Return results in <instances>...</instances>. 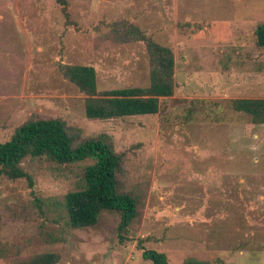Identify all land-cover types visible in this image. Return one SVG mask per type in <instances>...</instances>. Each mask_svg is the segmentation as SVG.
I'll use <instances>...</instances> for the list:
<instances>
[{"label":"rangeland","instance_id":"obj_1","mask_svg":"<svg viewBox=\"0 0 264 264\" xmlns=\"http://www.w3.org/2000/svg\"><path fill=\"white\" fill-rule=\"evenodd\" d=\"M0 0V142L30 118L60 117L85 135L112 136L125 179L144 197L120 229L104 212L73 228L64 205L92 159L59 165L27 157L25 179L0 175V264L56 252L57 264H154L144 249L180 264H264V123L231 105L264 98V54L255 29L264 0ZM138 25L175 54V92L156 114L85 115L86 96L60 63L92 65L100 90L150 83L143 41L113 26Z\"/></svg>","mask_w":264,"mask_h":264},{"label":"trees","instance_id":"obj_2","mask_svg":"<svg viewBox=\"0 0 264 264\" xmlns=\"http://www.w3.org/2000/svg\"><path fill=\"white\" fill-rule=\"evenodd\" d=\"M66 17L68 1L58 0ZM118 39L124 42L143 41L150 65V83L146 87L127 86L100 90L97 71L92 65L58 64L62 76L85 96V115L91 119H112L132 115L156 114L161 100L175 92V54L147 35L138 25L114 24ZM256 45L264 54V23L255 29ZM231 105L247 113L253 123H264V98H235ZM27 157L47 158L59 165H71L92 159L82 175V186L67 193L64 205L69 225L73 228L97 225L104 212L120 215V229L127 228L139 217L144 197L125 179L126 155L117 151L112 136L102 132L85 135L81 128L69 127L60 117H34L17 126L11 138L0 142V175L11 180L25 179L32 187L34 178L22 165ZM143 256L154 264H175L165 252L144 249ZM56 252H44L18 264H57ZM180 264H213L194 257Z\"/></svg>","mask_w":264,"mask_h":264}]
</instances>
